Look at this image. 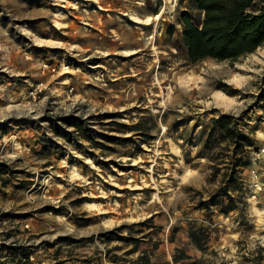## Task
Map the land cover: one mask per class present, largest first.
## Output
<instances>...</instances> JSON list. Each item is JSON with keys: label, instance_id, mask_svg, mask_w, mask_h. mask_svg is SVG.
I'll list each match as a JSON object with an SVG mask.
<instances>
[{"label": "rangeland", "instance_id": "obj_1", "mask_svg": "<svg viewBox=\"0 0 264 264\" xmlns=\"http://www.w3.org/2000/svg\"><path fill=\"white\" fill-rule=\"evenodd\" d=\"M182 12L0 0V264H264V44L191 63Z\"/></svg>", "mask_w": 264, "mask_h": 264}, {"label": "trees", "instance_id": "obj_2", "mask_svg": "<svg viewBox=\"0 0 264 264\" xmlns=\"http://www.w3.org/2000/svg\"><path fill=\"white\" fill-rule=\"evenodd\" d=\"M196 6L202 14L198 22L187 12L179 17L183 26L181 39L189 62L235 61L264 44V0H196ZM211 121L218 136L228 140L234 148L253 145V139L239 128L233 116L221 114ZM227 177L230 182L235 171Z\"/></svg>", "mask_w": 264, "mask_h": 264}, {"label": "bare ground", "instance_id": "obj_3", "mask_svg": "<svg viewBox=\"0 0 264 264\" xmlns=\"http://www.w3.org/2000/svg\"><path fill=\"white\" fill-rule=\"evenodd\" d=\"M171 9H172V5H170L169 7H167V12H168V11H171ZM130 18L132 19V21H134V22H136V23H142V22H143V20H141L139 17H137V16H135V15H132ZM156 18H158V15H157V16H154V17H150V16H148V17L145 18L144 22H145L146 24H148L151 20L156 19ZM253 59H254V60H252L251 63H252L253 65H255V66H256V63L261 62V61H259V59H258L257 57H254ZM262 62H263V61H262ZM263 65H264V64H263ZM255 66H253L254 69H255ZM250 70H251V69H250ZM238 76H239V78L236 79L235 82H236L238 85H241L242 82L246 81L245 79H246L247 77H246L245 75H238ZM232 80H234V79H232ZM213 99H214V103H215L218 107H222V108H224L225 110H226V109H230V108H232L233 104L235 103V99H234V97L227 96L226 94H224L223 92H221V91H219V90H218V91H215V92L213 93ZM262 136H263V138H264V134H263ZM137 188H138V187H137Z\"/></svg>", "mask_w": 264, "mask_h": 264}, {"label": "built area", "instance_id": "obj_4", "mask_svg": "<svg viewBox=\"0 0 264 264\" xmlns=\"http://www.w3.org/2000/svg\"><path fill=\"white\" fill-rule=\"evenodd\" d=\"M262 152H264V144L262 145L261 149H260ZM254 183V186L258 187L257 185V182H253Z\"/></svg>", "mask_w": 264, "mask_h": 264}]
</instances>
